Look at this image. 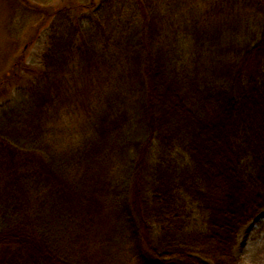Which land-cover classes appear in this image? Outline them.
<instances>
[{"label": "trees", "instance_id": "16d2710c", "mask_svg": "<svg viewBox=\"0 0 264 264\" xmlns=\"http://www.w3.org/2000/svg\"><path fill=\"white\" fill-rule=\"evenodd\" d=\"M8 1L40 50L0 80V264H239L264 0Z\"/></svg>", "mask_w": 264, "mask_h": 264}, {"label": "rangeland", "instance_id": "374dc122", "mask_svg": "<svg viewBox=\"0 0 264 264\" xmlns=\"http://www.w3.org/2000/svg\"><path fill=\"white\" fill-rule=\"evenodd\" d=\"M74 2L76 0H54L48 7L58 8L72 5ZM10 11L9 1L0 0V59L2 58L4 63L0 69V80L10 78L9 83L4 86H9L10 83L18 80L12 79L9 75L11 65L21 59L24 60L22 65L33 63L34 56L40 50L39 45L33 41L38 32V24L27 27L24 33L16 38L10 33L9 23L12 19ZM3 66L5 68H2ZM31 66L36 67L35 64ZM234 254L239 264H264V212L241 230Z\"/></svg>", "mask_w": 264, "mask_h": 264}]
</instances>
